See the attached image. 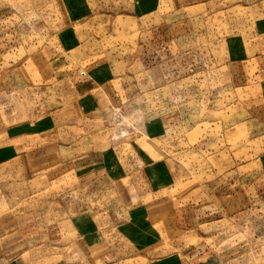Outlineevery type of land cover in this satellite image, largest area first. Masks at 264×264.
<instances>
[{"label":"rangeland","instance_id":"obj_1","mask_svg":"<svg viewBox=\"0 0 264 264\" xmlns=\"http://www.w3.org/2000/svg\"><path fill=\"white\" fill-rule=\"evenodd\" d=\"M263 33L264 0H0V121L53 116L75 136L63 155L47 134L15 140L0 264H78L70 219L124 262L264 264ZM77 71L111 104L81 108L62 80Z\"/></svg>","mask_w":264,"mask_h":264},{"label":"crops","instance_id":"obj_2","mask_svg":"<svg viewBox=\"0 0 264 264\" xmlns=\"http://www.w3.org/2000/svg\"><path fill=\"white\" fill-rule=\"evenodd\" d=\"M264 34V33H263ZM235 58L230 61V63L235 62ZM79 71L77 72H71L66 73L64 75L63 79H74V81L79 80L80 76ZM97 76L95 78L97 79ZM91 77L88 73L87 75H83V79L81 78L79 81L80 83L77 85L78 91L81 93V97L79 100V103L82 107H86L87 110H93L95 107L100 106H108L111 104V102H107V95L105 94L107 91L101 90V85H94L92 87H89L88 84H86L85 80H89L86 78ZM94 78V79H95ZM93 85V84H92ZM120 97H123L121 95ZM85 105V106H84ZM55 117L46 118L41 122L36 123H15L10 125H3L2 121H0V137L3 139V143H0V169H2L4 165L11 163V165L7 166L5 168L6 171L10 170V167L13 168L14 172L19 169V167H15L12 165V162L17 160L19 156H23L21 152H19V147L15 145V140L19 139H27V137L32 136H42L48 135L47 138L50 141L51 145L55 144L58 151H61L60 155H63V150L68 149L70 151L69 153H72V150L70 148L73 146V144H70L75 136L74 132L70 134V130H68L67 136H65V133L60 132V126L57 124ZM70 127H75L76 123L73 122ZM54 130H58V134H55ZM53 131V133H52ZM28 140V139H27ZM26 140V141H27ZM97 148V147H96ZM100 149V154L106 156V154L109 153L110 160L112 161V167L111 169H115V172L113 175L111 174L110 177L113 180H121L123 177H125L127 170L125 169L124 163L121 161H118L116 158H119L118 152L116 150H109V148H97ZM108 149V150H105ZM103 150V152H102ZM78 152V150H77ZM148 154H151V152H147ZM78 154H80L78 152ZM93 153H91L92 155ZM77 155V153L73 154ZM145 153H140L137 150H131L129 155V162H138L141 159L145 157ZM105 164L107 165V160H105ZM5 167V166H4ZM110 169V168H109ZM29 171L28 169L25 170V172ZM116 188L118 190V186L116 185ZM119 191V190H118ZM123 193V192H122ZM5 198L0 194V203H4ZM187 211V210H186ZM179 213V215L177 214ZM186 212H183L185 214ZM84 223L77 224L73 222V219H70L71 226L70 230L74 234V238L78 242V249H79V256L80 262L78 264H133L129 262H124L125 255L127 252L121 251L116 246H111V244H104L102 241V235L98 234L97 228L94 227L93 223H89L87 219H82V222ZM178 221L181 223L184 222V224H188V219L186 215H182L179 211L174 214V222L175 226L178 229L179 224ZM91 222V221H90ZM129 225V223L127 224ZM130 226L126 229V231L130 230ZM132 229V228H131ZM97 231V232H96ZM104 239V238H103ZM133 252V250L131 249ZM150 252V250L148 251ZM126 253V254H125ZM150 258V257H149ZM151 259V258H150ZM124 262V263H122ZM2 264H25L23 263L19 258H15L14 260L11 259L5 263Z\"/></svg>","mask_w":264,"mask_h":264}]
</instances>
